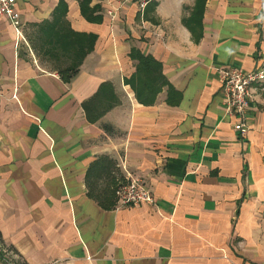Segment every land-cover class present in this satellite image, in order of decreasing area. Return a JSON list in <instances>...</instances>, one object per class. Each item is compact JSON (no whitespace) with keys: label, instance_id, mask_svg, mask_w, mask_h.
Returning a JSON list of instances; mask_svg holds the SVG:
<instances>
[{"label":"crops","instance_id":"crops-1","mask_svg":"<svg viewBox=\"0 0 264 264\" xmlns=\"http://www.w3.org/2000/svg\"><path fill=\"white\" fill-rule=\"evenodd\" d=\"M17 8L23 39L0 17V245L19 264H264V83L243 135L219 72L264 62V0ZM133 48L172 93L138 100ZM130 176L155 204H118Z\"/></svg>","mask_w":264,"mask_h":264},{"label":"built area","instance_id":"built-area-1","mask_svg":"<svg viewBox=\"0 0 264 264\" xmlns=\"http://www.w3.org/2000/svg\"><path fill=\"white\" fill-rule=\"evenodd\" d=\"M154 0H123L124 3L134 4L140 12H144ZM114 15L113 11H109ZM6 17L14 27L17 37L24 38L21 14L17 8V0H0V17ZM226 104V112L238 117L234 123L235 130L241 134L247 133L249 126L245 118L251 104L255 101L258 88L264 83V62L257 68L247 71L241 68L222 67L219 69ZM3 95L0 93V100ZM11 99L20 103L19 86L16 84ZM148 182L142 176H130L120 182L115 190L118 204H155L156 199ZM14 264V263H13Z\"/></svg>","mask_w":264,"mask_h":264},{"label":"trees","instance_id":"trees-1","mask_svg":"<svg viewBox=\"0 0 264 264\" xmlns=\"http://www.w3.org/2000/svg\"><path fill=\"white\" fill-rule=\"evenodd\" d=\"M131 57L137 61L136 71L128 82L135 91L136 97L141 103L146 105L154 103L157 95L165 86L168 87V94L173 92L172 86L165 79L162 73V64L151 55H144L137 49L133 48ZM66 78H68L66 76ZM14 253H17L13 248H9ZM14 264H19V261L13 259Z\"/></svg>","mask_w":264,"mask_h":264},{"label":"rangeland","instance_id":"rangeland-1","mask_svg":"<svg viewBox=\"0 0 264 264\" xmlns=\"http://www.w3.org/2000/svg\"><path fill=\"white\" fill-rule=\"evenodd\" d=\"M13 254V256H10ZM14 253L7 249V247H2L0 245V264H13ZM16 259V258H15Z\"/></svg>","mask_w":264,"mask_h":264}]
</instances>
